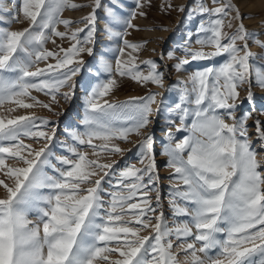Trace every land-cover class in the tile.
I'll list each match as a JSON object with an SVG mask.
<instances>
[{"label":"snow or ice","instance_id":"1","mask_svg":"<svg viewBox=\"0 0 264 264\" xmlns=\"http://www.w3.org/2000/svg\"><path fill=\"white\" fill-rule=\"evenodd\" d=\"M215 2L216 0H212V3ZM99 6L100 0H95V7ZM143 6V0H135V8L129 17L122 21L117 20V23H123L126 28L135 27L132 20L138 15H146L141 11ZM77 7L80 6L70 0H22L20 10L24 19L29 21V27L18 31L0 30V104L10 102L22 108L32 107L20 98L27 96L30 88L58 91L80 71L78 65L83 61L74 60L73 57L84 51L89 54L92 52L91 48L85 49L80 45L92 39L95 31V9L83 18L89 26L87 36L81 41L78 35L83 29L72 32L70 39L75 43L68 49H60L64 53L63 57L44 48L51 35L61 39L69 36L67 32L57 31L55 24L62 23L65 27L70 25L71 21L59 19L60 13L65 8ZM196 11L209 17L207 26L202 24L200 30L210 35L197 41L202 46L201 50H186L187 55L192 60H201L226 53L229 59L218 69L207 68L196 72L191 78L194 86L192 91L195 93L194 103L197 106L192 113L195 119L191 127L193 133L199 132L205 139L193 134L165 150V154L169 156L167 166L174 169L183 184V188L177 187L172 195L195 205L193 222L197 233L194 239L201 242V247L196 249L194 243H188L183 251L191 253L190 264H264V177L257 171L259 164L256 153L250 149L247 139V114L239 119L232 114L236 108L235 100L239 97L238 85L251 84L252 70L249 61L255 54L248 49L249 33L242 23L235 34L228 36L224 33L222 17L227 15L224 6L208 7L201 3ZM235 18H240L238 10ZM13 19L19 22L18 17ZM228 27H231L230 23ZM115 35L123 37L124 33ZM237 41H244L243 47L238 46ZM52 42L55 43L54 40ZM255 43L264 49V41L256 40ZM123 44L125 47L119 49L121 55L125 48L137 51L142 46L127 40H123ZM204 47L214 48L215 51L205 52ZM128 55L127 60H116L115 71L120 76H130L138 82H152L163 86V74L156 71L157 64L154 61H146L151 71L144 75L138 70L131 53ZM49 57L55 58L57 63L48 64L46 69L30 70L37 62ZM169 58H172L171 53ZM189 62V59L181 60L175 65L177 71L182 70ZM71 64L77 66L68 67ZM61 69L66 70L61 72ZM104 70L111 73L113 68L110 64H105ZM54 72L59 76H52ZM4 73L18 75L13 80ZM42 76L49 78L38 83L25 81V78ZM255 77L258 85L264 87V71L256 68ZM115 83L112 79L93 90L87 101L89 114L84 120L90 126L87 139L74 137L81 145L91 146L94 153L97 147L109 155L121 152L122 149L117 145L109 147L110 142L114 139L127 141L132 132L139 135L140 130L150 123L152 105L156 103L158 94L146 98H132L120 105L108 101L103 104L97 102L111 91ZM184 91L180 103L172 109L179 113L181 125L190 114L188 108L182 107L188 99L187 89ZM65 98H68V94H65ZM252 98L253 93L249 89L247 99ZM206 100L209 103L204 106ZM125 108L133 110V114L127 118L133 120L134 124L132 127H116L115 122L121 118L117 110ZM217 108L225 110V115L234 123L228 124L224 116L214 114ZM35 120V117L27 115L7 121L0 119V141H16L11 146H0V173L5 177L0 179V186L7 194L6 198H0V264H96L97 260H102L105 264H177L176 256L171 252L172 242L166 238L175 234L179 239L192 236L193 233L187 226L178 227L173 233L162 225L163 213L155 217V224H151L152 217L148 214L154 213L155 209L147 195L148 186L158 179L155 175L152 136L144 137L138 144L140 162L144 167L130 166L120 173L118 183L127 189L128 195L114 196L106 220L98 223L96 218L101 207L99 191L103 176L91 181L93 175H99L92 169L111 170L113 164H100L97 160H89L85 154L72 148L70 151L76 159L64 158L59 161L61 165L68 166L67 168L59 170L58 176L44 175L41 166L48 162L47 144L36 151L19 139L22 134L34 139H45L49 142L52 140L53 137L43 131L31 130ZM260 123L259 120L256 121L257 135L258 139L264 141V131L260 129ZM181 130L179 127L176 129ZM167 136L169 140L173 139L170 129ZM238 136L243 139H238ZM94 139L102 140L104 144L94 145ZM8 157L18 159L25 166H9L6 163ZM107 175L109 172L105 171L104 176ZM6 180L12 183H7ZM88 182L95 186L82 189L81 185ZM42 188L49 189V194L41 195L37 192V189ZM138 195L140 202L127 203ZM36 204L43 206L37 209L39 222L33 224L27 219V215L29 206ZM125 205L129 212L117 213V207L123 209ZM173 208L178 215L187 214V209L180 208L175 200ZM125 214L135 217L134 223L139 227L128 226L130 222L122 220ZM222 224L227 227H221ZM257 225L261 227L257 228ZM149 228L152 233L139 235L141 230ZM221 232L227 233L224 241L217 239V234ZM111 242H116L118 246L109 247ZM216 248L221 250L218 257L208 255ZM197 251L204 253L206 258L198 256ZM113 252L119 253L120 258L110 260L106 253Z\"/></svg>","mask_w":264,"mask_h":264},{"label":"rangeland","instance_id":"2","mask_svg":"<svg viewBox=\"0 0 264 264\" xmlns=\"http://www.w3.org/2000/svg\"><path fill=\"white\" fill-rule=\"evenodd\" d=\"M10 5L5 7L0 3V30L18 31L29 27V21L25 20L22 8V0H9ZM80 7L75 9L65 8L61 13L59 19L69 20L72 23L65 27L62 23H56L55 28L60 32H67L69 36L61 39L51 35L44 48L50 51L57 52L60 57L64 53L60 49L70 48L75 41L70 39V34L83 29L79 32L78 39L81 41L87 36L89 26L83 19L93 12L95 9L96 21L95 31L92 39L88 43H83L82 47L85 49L91 48L92 52H81L78 56L73 57L74 60H82L83 63L78 65L80 71L67 81L65 86L59 88L58 91L45 89L43 91L30 88L28 95L20 97L25 103L31 104L32 107L22 108L10 102L0 104V119L7 121L14 119L17 116L27 115L36 118L35 125L31 128L33 132L43 131L48 136H52L49 142L45 139H34L29 136L21 134L19 137L25 145H30L32 150L38 151L47 144V160L48 162L41 166V171L47 176H58L59 170H63L68 166L61 165L59 161L67 158L75 160V155L70 149L75 148L77 152L85 154L89 160H97L100 164H113L111 170L92 169L99 173L93 175L91 181L100 179L101 181L99 196L101 207L98 209L99 215L96 222H103L106 220L107 214L111 211L113 197L127 196L128 192L123 185L118 183L120 173L127 167L134 166L135 168H142L140 148L138 144L144 137L151 135L153 138V154L155 159V175L158 179L149 185L147 193L150 198L151 206L155 209L154 213L148 215L152 217L151 224H155L156 216H162V225L167 229L172 230L173 233L176 228H183L185 226L191 228L193 235L188 237H181L177 239L173 234L166 238L171 240V252L176 256L177 264H188L191 261V253L183 251L188 243H194L195 248L201 247V242L195 241L194 236L197 233L193 222L194 208L191 202H186L178 197L172 195L173 191L179 187L183 188L182 181L179 180L174 172V169L167 166L169 156L165 154L167 147H174L176 143L183 140L184 137L196 135L200 139H205L199 132L193 133L192 123L195 119L194 113L196 105L194 103L195 93L192 91L193 84L191 82L192 76L196 72H202L207 68L218 69L228 59V55L222 54L210 59L192 60L187 55L186 50L198 51L202 46L197 43L198 40L206 39L210 33L201 31V25L207 26L209 17L207 14H200L196 9L203 3L208 7L226 8L227 15L223 16L224 28L226 35L231 36L235 34L237 27L242 23L249 33L247 39L248 49L254 53V57L250 59L249 63L252 70L250 78L251 84H239L237 91L239 97L235 100L236 108L232 114L237 119L247 114L246 127L247 139L250 144V149L256 153V160L259 164L257 171L264 177V141L258 139L256 121L259 120L260 129L264 131V87H260L256 81L255 70L260 68L264 71V49H261L255 43L256 40L264 41V0H143L144 6L141 9L146 15L137 16L132 20L133 28H126L123 23H117V20H124L129 17L131 11L135 8V0H100V6L95 7V0H70ZM4 6H2V5ZM183 9V11H181ZM6 10V11H5ZM236 10L239 11L240 18L236 17ZM191 13V15H190ZM18 17L19 22L14 20ZM229 23L231 27H228ZM105 24V25H104ZM105 26V27H104ZM115 33H124L123 37L116 36ZM104 35L110 38L107 43L104 41ZM179 38V39H178ZM55 41V43L52 42ZM123 40L130 43L142 45L137 51L130 48H125L123 55L119 52L120 48H124ZM227 43V40L223 41ZM238 46L243 47L244 41H237ZM103 47L101 48V46ZM203 51H215L214 48L204 47ZM129 53L134 59V63L138 65V70L147 75L150 71V65L146 61H154L157 64L156 71L163 74V86H158L152 82H138L130 76H120L116 71V60L120 58L122 61L129 59ZM172 58H169V54ZM243 53H241L242 55ZM189 59V63L184 65L182 70L177 71L175 65L181 60ZM57 60L49 57L47 60L37 62L30 70L35 71L36 68L46 69L48 64L55 65ZM110 64L113 68L111 73L104 70V65ZM77 65L71 64L68 67ZM61 69L60 71H65ZM9 79H16V73H4ZM58 77V73L51 74ZM48 76L25 78L28 83H38L42 79H48ZM114 79L115 85L111 91L103 97H100L97 102L103 104L108 101L112 104H124L129 102L132 98H146L152 94L156 95V103L152 105L153 112L149 117L150 123L146 128L140 130V134L132 132L127 141L114 139L110 142L112 145L119 146L122 149L119 153L109 155L97 147L95 153L93 148L87 144L81 145L78 139L80 137L87 139V133L90 131V126L84 123L86 116L89 114L87 108V101L90 99L93 90L98 85L107 83ZM211 79V78H210ZM51 82V81H50ZM198 88V85H196ZM187 89V101L182 105L189 110V115L185 118L183 125L179 119V113L172 111L177 103H180L181 95L185 94ZM249 89L253 93L252 100H248ZM68 94V98H65ZM53 95L55 99H53ZM231 102V101H230ZM209 103L205 101V105ZM46 105L48 107H46ZM120 112L121 118L115 122L116 127H132L134 121L127 117L133 114L131 108L117 110ZM210 114H213L210 112ZM224 116L225 122L228 124L234 123L225 115V110L217 108L215 113ZM47 121V123H42ZM181 131H176L177 128ZM173 133V139L169 140L167 136L168 130ZM243 139L242 137H237ZM16 141H0V146H11ZM93 144L101 146L104 141L94 139ZM185 158L187 153L184 154ZM33 158V157H30ZM6 163L11 167H24L22 162L15 158H6ZM147 163V161H145ZM109 172V175L104 176V172ZM0 179H5L3 173H0ZM7 183H12L6 180ZM147 182V177H145ZM127 183V182H126ZM95 186L88 182L81 185L82 189ZM49 189H37L41 195L49 194ZM86 194V193H82ZM6 192L0 186V198H6ZM159 197V200H157ZM182 209H187V214H176L173 208V201ZM140 202L139 195L132 201L127 203ZM43 205H30L27 219L33 224L38 223L40 215L38 208ZM117 213H128L126 205L123 209L117 207ZM122 220L130 222L128 226H135V217L130 214L122 216ZM221 227H227L222 224ZM261 225H257V228ZM152 233V229L141 230L140 236H146ZM217 239L224 241L227 239V233L221 232L217 234ZM103 246V245H101ZM116 242H111L109 247H117ZM220 249L211 250L208 255L216 258L220 255ZM201 258H206L204 253L197 251L196 253ZM110 260L120 258L119 253H106ZM257 260L259 257L256 258ZM96 264H105L102 260H97Z\"/></svg>","mask_w":264,"mask_h":264},{"label":"bare ground","instance_id":"3","mask_svg":"<svg viewBox=\"0 0 264 264\" xmlns=\"http://www.w3.org/2000/svg\"><path fill=\"white\" fill-rule=\"evenodd\" d=\"M0 3H2L5 7H8L9 5H10V1L9 0H0ZM1 4V5H2ZM2 5V6H3ZM3 6V7H4ZM105 25V24H104ZM105 27V26H104ZM105 39H104V41L102 42L103 44L104 43H107L109 40H110V38L109 37H107V35H104L103 36ZM179 39V38H178ZM103 47V45L101 46V48Z\"/></svg>","mask_w":264,"mask_h":264}]
</instances>
